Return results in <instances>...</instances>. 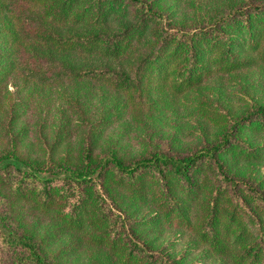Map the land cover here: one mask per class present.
Masks as SVG:
<instances>
[{"label": "trees", "instance_id": "obj_1", "mask_svg": "<svg viewBox=\"0 0 264 264\" xmlns=\"http://www.w3.org/2000/svg\"><path fill=\"white\" fill-rule=\"evenodd\" d=\"M193 1L0 0V111L12 80L22 95L77 83L69 107L91 135L75 155L78 129L65 114L46 160H34L31 140L24 158L29 95L11 101L4 114L14 140L0 154V177L20 217L0 216V264H264V177L240 168L264 161L263 94L245 114H222L198 150L95 155L134 94L142 105L153 84L177 97L216 74L264 66V0H214L178 20ZM25 204L49 220L24 221ZM176 232L192 244L180 257Z\"/></svg>", "mask_w": 264, "mask_h": 264}, {"label": "rangeland", "instance_id": "obj_2", "mask_svg": "<svg viewBox=\"0 0 264 264\" xmlns=\"http://www.w3.org/2000/svg\"><path fill=\"white\" fill-rule=\"evenodd\" d=\"M217 2L194 0V6L185 8L182 6L177 9V18L181 20L186 19L184 16L204 14ZM16 80H12L8 84L5 105L2 107V112L0 111V154L9 150V146L14 140L4 112H10L11 101H21L25 92L29 95L26 97L29 101V109L24 115L23 121L30 126L31 130L17 153L22 157H28L26 148L31 140L35 150L32 153L34 160L41 162L46 160L47 148L56 136L59 122L71 115V121L78 130L73 134V144L70 148L77 156L83 154V148L90 144L91 135L88 128L77 126V117L72 114L73 109L69 107L70 103L75 107L78 102L75 96L80 84H64L57 90L46 89L44 92H40V95H37L38 92L26 90L22 95L19 92V86L14 84V82H18ZM3 85L0 84V88ZM256 86L263 89L255 95ZM262 94L264 95V66L238 74H216L199 88L196 87L186 95L182 94L177 97L173 96L170 90L156 91L153 84L150 94L144 97V101H141L142 105H139V96L134 94L132 99L134 103L129 105L126 115L118 121L113 119L115 122L110 123L104 129L102 136L104 142L95 155L102 158L116 149L128 161H134L156 150L177 154L198 150L203 147L208 138H213L215 127H218L217 124L220 123V120L224 121L222 114L227 112L234 114L238 112L236 115L245 114L252 110V103L255 101L253 96L259 97ZM217 117L220 118L215 121L214 119ZM62 151L63 148L58 154ZM240 168L245 171L244 177L247 179L264 177V161L242 164ZM2 180L0 177V216L18 218L19 213H12V207L16 208L17 205L12 203L11 189ZM20 209L25 214L24 221L38 220L39 218L43 220L46 217L49 220L48 215L43 214L40 209L32 205L25 204ZM179 233L171 235V238L177 242L174 252L178 257L190 250L192 245L188 242L190 238L182 239ZM201 254L194 253L190 260L203 262V258H200Z\"/></svg>", "mask_w": 264, "mask_h": 264}]
</instances>
